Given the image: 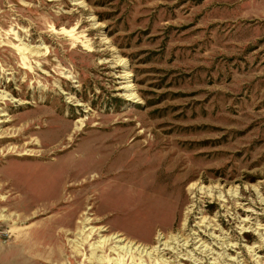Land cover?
<instances>
[{
    "label": "rangeland",
    "instance_id": "obj_1",
    "mask_svg": "<svg viewBox=\"0 0 264 264\" xmlns=\"http://www.w3.org/2000/svg\"><path fill=\"white\" fill-rule=\"evenodd\" d=\"M0 264H264V0H0Z\"/></svg>",
    "mask_w": 264,
    "mask_h": 264
},
{
    "label": "bare ground",
    "instance_id": "obj_2",
    "mask_svg": "<svg viewBox=\"0 0 264 264\" xmlns=\"http://www.w3.org/2000/svg\"><path fill=\"white\" fill-rule=\"evenodd\" d=\"M78 1V0H77ZM128 83V82H127ZM122 90H124V92H125V94L123 95L124 96V98H126L127 100H135L134 98H136V95L133 93V90H132V85H130V84H126L125 86H123L122 88H121ZM137 102V101H136ZM77 106V105H76ZM58 140H60V137L56 140V141H58ZM190 189H193V186L191 185L190 187H189ZM88 221V220H87ZM92 231H94V229H91V233H92ZM96 232H102V229L101 228H98V229H96L93 233H96ZM117 240V241H116ZM163 240H164V238L163 237H161V235H158L157 237H156V241H157V247H153L152 249H145V248H140L141 246H138V247H136V248H134L133 249V246H132V244L131 245H125V246H117V247H114V248H112V252L113 251H117V252H119V253H123V252H125V253H129L128 252V250L130 251V253H132L131 252V250H135L136 252H138L140 249H141V251H140V253H139V256H141L143 253H145V255L144 256H150V254H152V255H154L156 252H159L160 251V249H159V247H164V249H162V250H168V251H172V250H170V246H169V244H167L166 242H163ZM124 241L122 240V239H119V236H116V237H111V238H106V239H104L102 242H100V243H102V246H106V245H111V244H120V243H123ZM163 242V243H162ZM99 243V242H98ZM110 243V244H109ZM225 243V242H224ZM128 244H130V243H128ZM173 248V247H172ZM175 248V247H174ZM148 250H150L149 251V253H147V251ZM158 255V254H157Z\"/></svg>",
    "mask_w": 264,
    "mask_h": 264
}]
</instances>
